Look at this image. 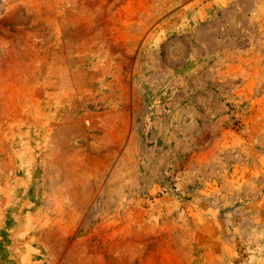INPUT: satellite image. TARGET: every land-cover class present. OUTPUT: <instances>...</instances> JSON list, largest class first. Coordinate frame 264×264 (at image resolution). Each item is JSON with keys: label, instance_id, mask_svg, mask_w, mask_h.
Listing matches in <instances>:
<instances>
[{"label": "rangeland", "instance_id": "1", "mask_svg": "<svg viewBox=\"0 0 264 264\" xmlns=\"http://www.w3.org/2000/svg\"><path fill=\"white\" fill-rule=\"evenodd\" d=\"M0 264H264V0H0Z\"/></svg>", "mask_w": 264, "mask_h": 264}]
</instances>
